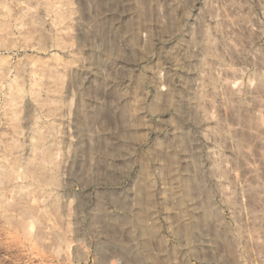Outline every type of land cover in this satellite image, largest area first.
<instances>
[{"label":"rangeland","instance_id":"rangeland-1","mask_svg":"<svg viewBox=\"0 0 264 264\" xmlns=\"http://www.w3.org/2000/svg\"><path fill=\"white\" fill-rule=\"evenodd\" d=\"M264 264V0H0V264Z\"/></svg>","mask_w":264,"mask_h":264},{"label":"crops","instance_id":"crops-1","mask_svg":"<svg viewBox=\"0 0 264 264\" xmlns=\"http://www.w3.org/2000/svg\"><path fill=\"white\" fill-rule=\"evenodd\" d=\"M111 264H113V263H111Z\"/></svg>","mask_w":264,"mask_h":264}]
</instances>
